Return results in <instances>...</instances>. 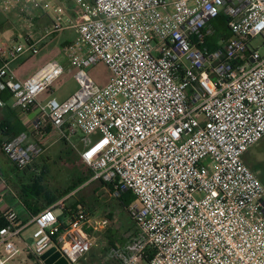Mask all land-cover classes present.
<instances>
[{
	"label": "built area",
	"instance_id": "2783aa9c",
	"mask_svg": "<svg viewBox=\"0 0 264 264\" xmlns=\"http://www.w3.org/2000/svg\"><path fill=\"white\" fill-rule=\"evenodd\" d=\"M67 1L72 17L52 0H0L2 13L24 18L27 29L35 13L51 21L40 39L28 31L0 66V94L10 91L24 112L38 110L27 131L3 138L4 155L23 171L65 141L92 181L117 198L132 192L137 235L121 264H264V184L245 162L264 139V54L252 45L264 39V0ZM218 19L226 31L210 50ZM70 30L79 90L59 102L51 95L63 83L61 63L25 81L11 64ZM101 63L112 73L104 87L88 73ZM79 134L82 148L72 142ZM64 207L33 217L31 253L40 264L53 246L69 264L94 247L87 210L68 209L62 224L55 209ZM0 221V264H9L21 252L15 240L23 227L12 207L1 209Z\"/></svg>",
	"mask_w": 264,
	"mask_h": 264
},
{
	"label": "rangeland",
	"instance_id": "374dc122",
	"mask_svg": "<svg viewBox=\"0 0 264 264\" xmlns=\"http://www.w3.org/2000/svg\"><path fill=\"white\" fill-rule=\"evenodd\" d=\"M53 2L65 7L68 4L67 0H53ZM28 29L24 18L20 19L14 15L6 16L0 10V34L5 41L10 44V50L15 43L19 42L17 39L19 35H27L28 31H32L33 34L36 33L34 32L36 30H34V27ZM76 37L77 36L74 33L68 34L67 38L73 46L75 45ZM71 44L68 46L62 45L60 47L63 58L60 59L59 62L65 67V74L63 77V83L53 87L55 90L54 96L59 102H63L79 90L78 83L74 77V71L71 70L69 62L68 49ZM252 45L254 48L259 47L260 52L264 54V39L262 37L255 39ZM88 73L94 82L100 87L106 86L112 77L110 69L103 63L89 68ZM81 137L80 134L75 136L72 139L73 144H78ZM94 138L95 137L88 139V144L92 143ZM245 162L255 175L260 178L264 173V139L250 149L245 155ZM83 166L79 155L75 152L72 146L66 144L64 141H59L26 170L18 171L10 163L3 173L7 186L13 191L20 192L21 187L24 184H28L30 181L29 179L33 177L35 179H41V187L56 195L59 192L66 190L75 180H78V178L83 176ZM257 167H261V170L259 169L255 171V168ZM85 171L87 172V175L91 174L89 169H85ZM99 196L100 197H96V195H94L93 186H90L82 191L71 193L68 200L64 198L62 201H67L66 205L69 207L84 204H89L94 207L93 209L85 207L91 220V228L89 231L95 239V248L93 252H101V264H113L112 261H114L115 264H119L121 255L125 250V246L131 234V231L127 230V227H124V223L127 219L132 223L131 216L129 210H124L122 208L118 198L112 194L110 189L103 183H101V194H99ZM45 204V201H42L39 205L41 209H34L35 214L32 213V216L34 217L44 209L49 208L45 206ZM109 214L112 215L114 222L110 220ZM110 227L114 230H119L118 232L123 238L121 239L122 245L119 246L120 252L112 254L110 250H106L107 248L111 249L107 238V231ZM131 243L132 240L130 241V244ZM112 256H114L113 259Z\"/></svg>",
	"mask_w": 264,
	"mask_h": 264
},
{
	"label": "crops",
	"instance_id": "0c3cea01",
	"mask_svg": "<svg viewBox=\"0 0 264 264\" xmlns=\"http://www.w3.org/2000/svg\"><path fill=\"white\" fill-rule=\"evenodd\" d=\"M66 8L68 9L70 16L72 17L73 10H74V4L68 1ZM32 19H33V24H34L33 26L34 30L36 29L34 32L36 33L34 34L30 33V34H32L35 39H40L43 36L45 29L50 27L51 25L50 18L46 13L38 12L34 14ZM69 33L76 34L74 30H70L64 34L61 33V34L55 35L49 39L44 40L39 45L40 53L37 56H33L31 53H26L22 57H20L17 61L13 62L11 64V70L14 73V76L21 81H25L28 78H30L32 75H34L36 72H38L41 68H43L49 62H52V61L59 62V60L63 58L60 47L62 45L68 46L69 44H71L67 38ZM23 36L26 37L25 34ZM23 36L19 35V37L17 38L19 42L15 43L13 47H11V49L14 48L15 46L23 44L24 39H25V37ZM9 50H10V44L6 42L5 39L0 34V66H2L5 60L7 59ZM54 95L55 94L53 93L51 96L53 98H56ZM49 97L50 95H42L40 97V101L45 102L48 100ZM12 106L14 107V100H13ZM2 107L3 106H0V121L4 117ZM15 111L18 114L19 119L22 121L25 131H27L31 123L36 118L38 110L36 108H32L31 110L24 112L19 108H15ZM3 136L4 135H2V132L0 130V144L3 141V138H4ZM58 142L59 141H55L51 143L48 149H50L52 146H54ZM66 144H69V143L66 142ZM78 144L82 148V145L80 144V140ZM10 163L11 162L4 155L1 149V146H0V211L3 207H6V206L14 208L19 214L20 225L23 227L21 235L17 237L15 240V245L17 248H19L21 252L15 259L11 260L9 263L10 264H40L33 258L32 253H31V249L34 243L33 233L36 230V225L32 222L33 221L32 212L22 202L21 198L19 197V191H15V190L13 191L8 186L3 185V182H6L4 179L3 172L5 171L6 167L9 166ZM85 169L87 170L89 168L86 165H84L83 166V170H84L83 176L81 178H78V180H75V181H85V182L82 184V186H80L74 192H79L90 186H93L94 195H96V197H100L99 194H101V183L102 182L92 181L91 178L89 180H86L89 177V175H87V172L85 171ZM69 197L70 195L66 196L65 199L68 200ZM60 202H65V201L61 200L52 206H55L59 204ZM73 207H75V205ZM73 207L71 206L69 207V209L74 210ZM80 207H83V208L88 207L90 209L94 208L93 206L89 204L78 205V206L76 205L75 208L77 209ZM61 213H62L61 209L57 211L58 215H60ZM94 243H95V239H94ZM94 248H95V245L92 248L91 252L85 258L82 259L80 264H101V252L94 253L93 252Z\"/></svg>",
	"mask_w": 264,
	"mask_h": 264
},
{
	"label": "trees",
	"instance_id": "16d2710c",
	"mask_svg": "<svg viewBox=\"0 0 264 264\" xmlns=\"http://www.w3.org/2000/svg\"><path fill=\"white\" fill-rule=\"evenodd\" d=\"M220 19H222V18H220ZM213 27L215 28L216 34L211 39H209L207 42V46L209 47L210 50H214L216 48V42L222 36V34L226 31L224 22L222 20H219V19L213 23ZM0 100L4 103V106L2 107L4 117L0 121V130L2 132V135H4L3 136L4 138L5 137L15 138V137L21 135L22 133H24L25 128L23 126L22 121L19 119V116L16 113L15 108L12 106L14 97H13L12 93L7 90V91H4L0 94ZM0 146H1V144H0ZM259 169L261 170V167L255 168V171H257ZM263 171H264V167H263ZM91 177H92V172L86 180H89ZM259 179L264 184V173L260 176ZM29 180L30 181L28 184H24L21 187V190L19 192V196H20L22 202L24 203V205L33 214H35L34 209H41L39 205L42 201H45L46 206L50 207V206L56 204L57 202H59L60 200H62L63 198H65L66 196L70 195L72 192H74L80 186H82V184L85 182V181H74L73 184L70 185L66 190H64L63 192H59L58 194L55 195L52 192L48 191L47 189L41 187V185H40L41 181H42L41 179H38V178L35 179L32 177ZM111 189L113 190L112 187H111ZM118 200H119L120 205L122 206V208L124 210H126V209L129 210L130 205L133 202H135L136 198L132 194V192L127 191V192L122 193L121 196L118 198ZM64 204H66V201L64 202ZM75 207H73V209H76ZM68 209H69V207L67 205H65L64 209H61L62 213L59 215V220L62 224L65 223V220L68 217V214H69ZM55 210L58 211V210H60V208H56ZM109 218H110V220H112V222H114L113 221L114 219H113L111 214H109ZM131 220H132V223L128 219L124 223V227L125 228L127 227V230H130L131 234H130L128 242L125 246V250L123 251V253L121 255L119 264L122 263L123 257L127 254V249H128V246L130 245V241L131 240L133 241V239L137 235V227H136L132 218H131ZM2 224H3V221H0V225H2ZM121 230H123V229H121ZM118 231L119 230H114L112 227H110V229H108V231H107V236H108L107 238H108L109 245H110L111 249L107 248L106 250H110L111 254L120 252L119 246L122 245L121 239H123V238L120 236V233ZM113 258H114V256H112V259ZM112 262H113V264H115L114 261H112Z\"/></svg>",
	"mask_w": 264,
	"mask_h": 264
},
{
	"label": "water",
	"instance_id": "95a60500",
	"mask_svg": "<svg viewBox=\"0 0 264 264\" xmlns=\"http://www.w3.org/2000/svg\"><path fill=\"white\" fill-rule=\"evenodd\" d=\"M41 260L45 264H69L67 259L62 256L61 252L57 249L56 246H53L46 250L41 255Z\"/></svg>",
	"mask_w": 264,
	"mask_h": 264
}]
</instances>
